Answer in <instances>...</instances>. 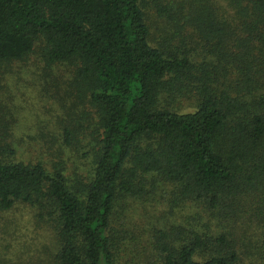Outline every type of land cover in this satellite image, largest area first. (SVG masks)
<instances>
[{"label":"trees","instance_id":"obj_1","mask_svg":"<svg viewBox=\"0 0 264 264\" xmlns=\"http://www.w3.org/2000/svg\"><path fill=\"white\" fill-rule=\"evenodd\" d=\"M148 1L0 0V61L41 41L48 63L74 66L98 124L85 180L2 140L0 210L54 221L56 264H119L137 201L177 217L157 229L162 264H264V0L171 2L157 44Z\"/></svg>","mask_w":264,"mask_h":264},{"label":"rangeland","instance_id":"obj_2","mask_svg":"<svg viewBox=\"0 0 264 264\" xmlns=\"http://www.w3.org/2000/svg\"><path fill=\"white\" fill-rule=\"evenodd\" d=\"M187 0H149L147 11L153 40H162L166 20L158 10ZM43 43L22 60L0 61V142L12 139L17 159L58 164L74 179L85 180L93 170L98 136L97 113L87 94L73 83L74 66L51 65L43 57ZM185 108L191 99L183 98ZM193 100V99H192ZM72 131L71 144L64 129ZM55 166V165H54ZM83 177V179H82ZM153 201L130 204L122 223L119 264H162L164 253L157 229L171 228L177 217ZM172 238V237H169ZM58 235L55 222L38 210L18 203L0 210V264H56Z\"/></svg>","mask_w":264,"mask_h":264}]
</instances>
